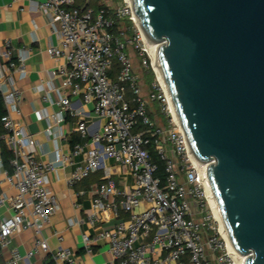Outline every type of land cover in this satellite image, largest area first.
I'll return each mask as SVG.
<instances>
[{
    "label": "built area",
    "instance_id": "obj_1",
    "mask_svg": "<svg viewBox=\"0 0 264 264\" xmlns=\"http://www.w3.org/2000/svg\"><path fill=\"white\" fill-rule=\"evenodd\" d=\"M110 1L115 5L109 0L97 5L92 0H41L39 4L57 21L59 43L48 52L66 59L60 72L66 75L69 93L59 98L60 120L63 110L71 105L70 96L76 95L92 103L94 113L104 120L85 160L70 174L68 185L74 187L105 169L107 159L127 167L134 179L133 187L124 189L105 174L92 199L95 213L87 222L96 227L101 215L112 211L117 223L98 235L83 233L84 249L92 254L97 241L105 240L113 264H241L210 203L207 167L213 161L201 163L194 156L156 68L153 44L140 28L131 0ZM24 60L20 55L17 63L0 66V92L7 109L2 117L6 132L0 138L14 154L11 172L0 164L5 173L0 185L6 181L15 190L12 194L0 191V207L11 210L10 216L0 220V264H38L34 258L42 253L50 256L49 264H79L72 249L62 245L52 249L40 236L25 253L12 247L16 234L24 229L40 234L59 209L46 175L55 169L61 155L57 153L51 162L37 160L36 140L10 116L18 110L21 95L4 71L14 68L24 72ZM137 66L153 72L150 86ZM8 82L11 85L5 89ZM153 102H159L166 115L162 123L150 115ZM36 116L42 119L43 113L36 111ZM77 133L82 140L87 138L86 120L77 122ZM84 145L75 143L72 155L83 152ZM151 145L165 163L164 187L155 175L158 164L152 160Z\"/></svg>",
    "mask_w": 264,
    "mask_h": 264
},
{
    "label": "water",
    "instance_id": "obj_2",
    "mask_svg": "<svg viewBox=\"0 0 264 264\" xmlns=\"http://www.w3.org/2000/svg\"><path fill=\"white\" fill-rule=\"evenodd\" d=\"M231 242L264 264V0H131Z\"/></svg>",
    "mask_w": 264,
    "mask_h": 264
},
{
    "label": "crops",
    "instance_id": "obj_3",
    "mask_svg": "<svg viewBox=\"0 0 264 264\" xmlns=\"http://www.w3.org/2000/svg\"><path fill=\"white\" fill-rule=\"evenodd\" d=\"M99 1L102 0H92L95 5ZM40 2L41 0H0V66H7L11 61L17 63L20 55L25 58L24 72L14 68L4 71L5 77L10 78L21 95L18 110L11 111L10 116L36 140L37 160L51 162L57 153L61 155V160L55 163V169L46 175L47 185L58 197L59 209L40 234L33 229H24L16 234L12 247H18L25 253L32 247L35 238L40 236L48 241L52 249L60 245L72 249L79 264H113V257L105 240L99 239L94 253L88 254L83 246L82 235L85 232L98 235L103 229L112 228L117 223L112 211L103 213L96 227L87 222L88 217L95 213L92 199L105 174L108 173L117 186L124 189H131L134 179L127 167L107 159L105 169L91 174L74 187L68 185L70 174L85 160V152L93 146L92 138L101 131L104 120L94 113L93 104L86 103L81 95L70 96L71 105L63 110V119L60 120L59 113L62 109L58 101L61 95L69 93L65 84L66 75L60 72L66 66V59L54 57L48 52L50 46L59 43L55 30L57 21L51 11L39 7ZM7 51L8 55L5 53ZM10 85L8 82L4 88ZM36 111L43 113L42 119L37 118ZM81 119L87 121L88 136L82 141L85 143L83 152L72 155L73 140L79 136L77 122ZM4 178L2 169L0 180ZM2 190L15 193L14 188L6 181L0 185V191ZM10 214L11 210L7 206L0 207V220ZM59 236L63 237L62 241H59ZM9 254L7 250L5 256L8 257ZM34 260L38 264H49L51 261L50 256L43 253Z\"/></svg>",
    "mask_w": 264,
    "mask_h": 264
},
{
    "label": "trees",
    "instance_id": "obj_4",
    "mask_svg": "<svg viewBox=\"0 0 264 264\" xmlns=\"http://www.w3.org/2000/svg\"><path fill=\"white\" fill-rule=\"evenodd\" d=\"M84 1V0H82ZM81 1V2H82ZM119 26L118 23H116V27ZM116 27H115V31H116ZM118 69V64L115 65L113 72L111 73V76L114 77L116 74V71ZM148 73H151L154 79V74L152 71H148ZM146 75V74H145ZM147 78V75H146ZM148 79V78H147ZM152 79V80H153ZM146 81V79H145ZM152 82V81H150ZM147 84V82H146ZM151 84V83H150ZM150 86V85H149ZM156 103V102H153ZM7 113V109H6V105H5V101L3 98L2 93L0 92V136H2L6 130L4 128V124L2 122V117ZM150 115L153 119H155V117H153L152 115V110L150 112ZM139 128L141 127V125L139 124L138 126ZM137 127V128H138ZM136 128V129H137ZM142 128V127H141ZM138 130V129H137ZM80 136H78V138H75L73 140V143L75 144L76 142H82L83 140L81 138H79ZM0 149H1V157H2V163L3 166L9 171H12V166H11V161L14 158V154L12 152V150L9 149V147L6 145L5 141L3 139L0 138ZM149 150H150V154L152 157V160L155 161L158 164V170L156 172V176H158L160 178L161 181V186L164 187L165 185V163L164 161L160 158V156L158 155L157 151L155 150V148L151 145L149 146Z\"/></svg>",
    "mask_w": 264,
    "mask_h": 264
},
{
    "label": "bare ground",
    "instance_id": "obj_5",
    "mask_svg": "<svg viewBox=\"0 0 264 264\" xmlns=\"http://www.w3.org/2000/svg\"><path fill=\"white\" fill-rule=\"evenodd\" d=\"M157 49H158V45H157V44H153V45H152L151 52H152V53L155 55V57H156V68H157L158 73H159V75H160V78H161V81H162V83H163V86H164V88H165V90H166L167 96H168L169 101H170V103H171L172 109H173V111H174V113H175V116L178 118L177 113H176V110H175V108H174V106H173V103H172V101H171V98H170V96H169V92H168V90H167V87H166V84H165L164 77H163V75H162V73H161V69H160L159 63H158V61H157ZM208 185H209V192H210V197H209V199H210V203H211V205H212V207H213V211H214V213H215L217 219L220 221L221 228H222V230L224 231V233H225V235H226V237H227V239H228V241H229L230 246H231L232 248H234V246H233V244H232V242H231V239H230V236H229V233H228V230H227L226 224H225L224 219H223V217H222V215H221V211H220V208H219L218 202H217V200H216V198H215V196H214V194H213V192H212V188H211L210 184H208ZM234 249H235V248H234ZM238 257H239V260H240L241 264H244L245 259H246V255H245V254H242V253H238Z\"/></svg>",
    "mask_w": 264,
    "mask_h": 264
},
{
    "label": "rangeland",
    "instance_id": "obj_6",
    "mask_svg": "<svg viewBox=\"0 0 264 264\" xmlns=\"http://www.w3.org/2000/svg\"><path fill=\"white\" fill-rule=\"evenodd\" d=\"M109 3L110 5H115L114 2L110 1L109 0ZM137 70L139 71L140 75L142 76V78L146 79V82H147V86L151 85L150 81H153V76L151 73H148V71L145 69V68H140L137 66ZM147 75V78H146V75ZM155 77V76H154ZM150 88L148 87L147 90H145V93L149 92ZM151 110H152V115L153 117H155V119L159 122V123H162V121L165 120V117L166 115L164 114V112L162 111V106L160 105L159 102H156V103H153L152 106H151Z\"/></svg>",
    "mask_w": 264,
    "mask_h": 264
}]
</instances>
